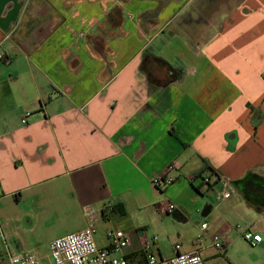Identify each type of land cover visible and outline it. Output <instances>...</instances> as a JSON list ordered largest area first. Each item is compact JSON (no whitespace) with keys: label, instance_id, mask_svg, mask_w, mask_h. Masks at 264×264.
<instances>
[{"label":"crops","instance_id":"1","mask_svg":"<svg viewBox=\"0 0 264 264\" xmlns=\"http://www.w3.org/2000/svg\"><path fill=\"white\" fill-rule=\"evenodd\" d=\"M0 51L4 263L46 255L89 208L95 226L119 222L108 231L125 233L130 264H144L148 223L190 212L202 235L179 252L264 264V0H0ZM248 175L245 198L216 200Z\"/></svg>","mask_w":264,"mask_h":264},{"label":"built area","instance_id":"2","mask_svg":"<svg viewBox=\"0 0 264 264\" xmlns=\"http://www.w3.org/2000/svg\"><path fill=\"white\" fill-rule=\"evenodd\" d=\"M4 58L0 51V59ZM26 113L25 115H28ZM22 122L26 121L24 116ZM171 167H168V171ZM199 178L205 184H211L213 181L206 176H193L192 180ZM172 176H164L155 178L153 183L163 189L173 182ZM219 179V178H218ZM215 180V179H214ZM234 189L226 181L216 193V200L221 201L231 197ZM175 209V205L171 202H165L163 211L171 213ZM88 217L87 224L84 228L65 233L54 238L48 245L47 261L34 254L23 253L20 255L10 254L8 256L9 264H130L124 255H117L116 252L122 251L129 243V240L122 230L108 231L106 237L108 239V247H99L94 239L96 226L93 220L92 212L89 208L85 209ZM202 229L206 228V223L200 225ZM242 238L253 244L261 241V235L254 233L250 229H246L241 233ZM259 237V239H257ZM156 241V237L143 240L144 264H204L200 246H195L188 252H179V245H174V254L167 258H158L149 251L152 243ZM196 244L199 245L200 238H197ZM212 245L220 252L224 253L225 243L218 236L212 237ZM0 264H4L0 259Z\"/></svg>","mask_w":264,"mask_h":264},{"label":"rangeland","instance_id":"3","mask_svg":"<svg viewBox=\"0 0 264 264\" xmlns=\"http://www.w3.org/2000/svg\"><path fill=\"white\" fill-rule=\"evenodd\" d=\"M194 212H190V220L187 222H181L173 219H164L160 217H156L154 220L155 222L153 224L148 223V227L144 228L145 235L147 238L151 239L153 237H157L154 244L160 245V251L163 255H173L174 254V245L176 243L181 244L182 239L188 238L193 233L196 232L195 225L197 224L194 215H192ZM169 216H172L169 214ZM143 220V219H142ZM145 221V220H143ZM119 222L116 221L114 224H109L107 219H100L98 222H96V230L94 233V239L99 246L102 243L106 242L107 237L106 233L110 229H115L116 225H118ZM200 225V224H199ZM198 233V231L196 232ZM199 234V233H198ZM202 235V234H201ZM199 234L197 237H201ZM242 239V238H241ZM243 240V239H242ZM154 244L151 245V250L154 248ZM46 250L41 248L39 251L40 253H44ZM156 251V250H155ZM48 253V251H46ZM46 253V255H47ZM46 255L41 256L40 258L43 261H47L44 257ZM157 255V254H156ZM204 259V258H203ZM4 263V262H3ZM6 264V263H4Z\"/></svg>","mask_w":264,"mask_h":264},{"label":"water","instance_id":"4","mask_svg":"<svg viewBox=\"0 0 264 264\" xmlns=\"http://www.w3.org/2000/svg\"><path fill=\"white\" fill-rule=\"evenodd\" d=\"M251 175L245 176L243 179L234 180L231 182L233 188L242 198H245L248 195V189L246 188L248 183L251 181Z\"/></svg>","mask_w":264,"mask_h":264},{"label":"trees","instance_id":"5","mask_svg":"<svg viewBox=\"0 0 264 264\" xmlns=\"http://www.w3.org/2000/svg\"><path fill=\"white\" fill-rule=\"evenodd\" d=\"M201 183H203L201 180H200ZM197 188V187H196Z\"/></svg>","mask_w":264,"mask_h":264},{"label":"snow or ice","instance_id":"6","mask_svg":"<svg viewBox=\"0 0 264 264\" xmlns=\"http://www.w3.org/2000/svg\"><path fill=\"white\" fill-rule=\"evenodd\" d=\"M257 239H259V237Z\"/></svg>","mask_w":264,"mask_h":264}]
</instances>
